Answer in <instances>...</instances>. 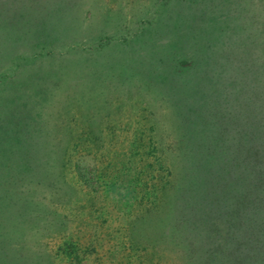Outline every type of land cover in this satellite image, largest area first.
Wrapping results in <instances>:
<instances>
[{
	"label": "rangeland",
	"instance_id": "374dc122",
	"mask_svg": "<svg viewBox=\"0 0 264 264\" xmlns=\"http://www.w3.org/2000/svg\"><path fill=\"white\" fill-rule=\"evenodd\" d=\"M260 159L264 0H0V264H264Z\"/></svg>",
	"mask_w": 264,
	"mask_h": 264
},
{
	"label": "trees",
	"instance_id": "16d2710c",
	"mask_svg": "<svg viewBox=\"0 0 264 264\" xmlns=\"http://www.w3.org/2000/svg\"><path fill=\"white\" fill-rule=\"evenodd\" d=\"M199 141L195 142L198 143ZM188 156L190 157V160L194 163L193 165H198L201 160H203L206 157H210V155L207 154H199L196 152H190L188 153ZM227 159V158H226ZM224 159V160H226ZM262 162L260 167L261 170L259 169L258 175L260 174L262 177H264V159H260ZM77 173L78 177L85 182L86 185H92L95 187V183H98L100 181V177L98 173L96 172H91L89 168L83 167L85 169L81 168V164L77 163ZM220 174H223V179L222 183L220 181V184H223V190L222 192V199L217 202L218 207L222 209L225 212H215L217 214H203L202 217L201 214L199 215H194V219H191V224L189 225L188 229L191 231L192 234H195V231L197 228H195V225L198 227L201 223V219L204 218L207 221H215L218 220L220 222H227L231 226H237V228L240 230L241 225L239 223V219L244 217H249L251 214H248L247 216L242 213L240 209H237L234 211L235 207L232 209L230 208L229 205L226 204V201L228 202H233L236 198V196H242L243 194H246L244 190L250 186H252V177H250V173L248 172L247 167L245 166L241 170H236L232 168V166L225 165ZM219 174V175H220ZM216 177V176H215ZM216 178H213L212 181H214ZM251 182V183H250ZM212 183V182H211ZM248 192L252 191L251 188L247 189ZM216 194V193H215ZM263 201V200H262ZM238 207V206H237ZM217 216V217H214ZM253 219L255 218L254 215H252ZM251 219V217H249ZM191 226H194L191 228ZM244 231H246V227L243 228ZM247 233V231H246ZM76 255L77 260H79L78 264H80V259H79V253H74Z\"/></svg>",
	"mask_w": 264,
	"mask_h": 264
}]
</instances>
